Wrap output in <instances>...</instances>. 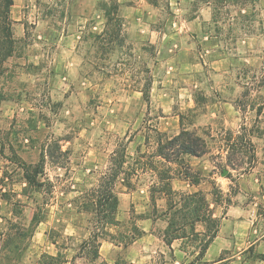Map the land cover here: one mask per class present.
Segmentation results:
<instances>
[{"label": "rangeland", "instance_id": "obj_1", "mask_svg": "<svg viewBox=\"0 0 264 264\" xmlns=\"http://www.w3.org/2000/svg\"><path fill=\"white\" fill-rule=\"evenodd\" d=\"M10 18L13 53L0 65V264L59 252L73 264H189L204 226L169 249L167 200L153 193L166 171L175 199L189 195L173 183L187 167L221 221L198 264H264V0H14ZM183 128L207 153L168 171L155 156L157 131L167 138ZM107 184L117 202L105 215L116 221L97 223L94 201ZM143 227L154 236L124 249ZM89 232L121 247L106 243L93 261Z\"/></svg>", "mask_w": 264, "mask_h": 264}, {"label": "trees", "instance_id": "obj_2", "mask_svg": "<svg viewBox=\"0 0 264 264\" xmlns=\"http://www.w3.org/2000/svg\"><path fill=\"white\" fill-rule=\"evenodd\" d=\"M198 3H207L210 4L211 1H214L215 3H220V1L224 0H196ZM227 2V0H225ZM231 1V0H230ZM14 6V0H0V65L6 61L8 58L12 56L13 53V34H12V23L10 18L11 9ZM116 8V6H115ZM101 36H98L97 38H100ZM102 44L104 45L106 42V39L104 40V37L100 38ZM151 80L147 81V83L144 85V88L140 90V92L143 95V98L145 101L149 100L150 96V90H151ZM159 138L157 142V150H156V157L159 158L160 162L162 164H166L168 166V171L170 170V166L172 165H180L183 163L185 158L193 156V157H203L207 153V146L205 141L198 136L195 132L189 131L185 128H183L177 135L173 137H162V133L158 132ZM243 135L236 137L234 140L238 141L240 140ZM231 141V138H227L226 141ZM245 141V140H244ZM243 142V140H242ZM249 144H251V141H246ZM230 150L234 151V148L232 145L230 146ZM230 161V154L227 157ZM126 162L122 159L119 162V169H112V181L118 177L120 174V169L123 168L124 164ZM231 164V165H230ZM229 167L232 169L234 168V165L232 163H227ZM116 166V164H115ZM224 168V173L228 177L227 171ZM35 172L37 174L42 173V169L40 166H38L35 169ZM166 172V171H165ZM162 173L160 175L161 183L153 189L154 194H160L167 200L168 209L165 211V215L169 216V224L166 229V236H168V239H166L165 243L167 242L168 247L171 249L172 243L174 240L177 239H185L193 234H198L196 232V225L202 224L205 228V234L204 237L206 240L204 241L202 248L200 249V252L196 257L189 263V264H198L199 262L203 261L206 253L211 246V244L214 242V240L217 238V235L220 230L221 221L220 219L214 217L215 212L214 209L210 208V201L207 200L206 197H203L202 193L199 191L194 194L189 195H180L179 200L175 199V196L178 195L177 192L173 189L172 184L170 182L169 175ZM168 173V172H166ZM190 168H185L184 173H181L182 179L186 181H190L193 185H199L201 184V178L198 175H193ZM24 176L26 181L31 185H37L38 187L41 186L40 183H36L33 177V172H31L27 167L24 169ZM129 179V178H128ZM113 185V182L110 183ZM110 185V186H111ZM107 186L102 187V189L98 190L97 192V198L94 201V220L97 223H103L107 224L109 221L110 223L116 221V219H108V216L105 215L106 211H108L109 208H113L114 205L117 202L116 196H114L111 187L108 188ZM108 190V191H107ZM216 191V189L214 188ZM217 192V191H216ZM217 199L216 202L219 205L221 202V192H218L216 194ZM200 202L202 204L201 207L197 205V203ZM35 219V216L33 220ZM109 220V221H108ZM41 222V221H40ZM39 222V223H40ZM190 230L187 231V230ZM88 239L85 241V243L90 242H97V248L95 249L94 259H97L98 257V233L90 232ZM16 236L18 237L21 235L19 231H16ZM201 234V233H200ZM10 237V236H9ZM97 239V240H96ZM56 244V243H55ZM17 247H15L16 251ZM260 261L264 263V253L260 254L259 257ZM36 264H73L71 261H69L68 257L63 255L62 253H57L56 255H49L44 254L40 257V259L37 261Z\"/></svg>", "mask_w": 264, "mask_h": 264}, {"label": "crops", "instance_id": "obj_3", "mask_svg": "<svg viewBox=\"0 0 264 264\" xmlns=\"http://www.w3.org/2000/svg\"><path fill=\"white\" fill-rule=\"evenodd\" d=\"M120 2L121 3H124V2H126V0H120ZM16 22H18V21H16ZM187 158H189L190 160H192L193 162H200V160L202 159V157H193V156H190V157H187ZM199 170H201L200 169V167L198 168ZM183 183L184 184V186H186V187H189V189L191 190V193H187V194H194V193H197V192H199V190H198V188H199V186L201 185V184H199V185H193L190 181H186V180H184V179H175V180H173V183ZM175 190V189H174ZM192 190H194L193 192H192ZM139 221H141V223H143V224H148L151 220H150V218H147V217H142L141 218V220H139ZM143 231H141V234H142V236H140L139 238H137L136 240H133V242L132 243H130V244H126V245H122L123 246V248L124 249H129V250H132L145 236H147V235H150V236H154V234H153V232L154 231H147L146 229H144V227H143V229H142ZM166 231H164V233H165ZM91 233L89 232V235H90ZM181 240H183V239H177V240H174L173 241V243H172V246H173V244H174V242H177V241H181ZM106 243H108L109 245H112V246H114V247H116V248H120L121 247V245L120 244H115V243H113V242H111L110 240L108 241V240H102V241H99V247H98V257H97V259L98 258H100V256H102L103 255V250H104V248L106 247ZM213 244V243H212ZM211 244V245H212ZM56 246H58V244L56 243L55 244ZM171 246V247H172ZM210 248V247H209ZM170 249V248H169ZM185 250H184V248H179V252L180 253H183ZM208 251H209V249H208ZM208 251H207V253H206V255L208 254ZM206 257V256H205ZM97 259H95V260H93V261H96ZM116 259L114 260V263L112 262V263H109V264H116ZM132 262V261H131ZM132 264V263H131ZM174 264H180V262H174Z\"/></svg>", "mask_w": 264, "mask_h": 264}]
</instances>
